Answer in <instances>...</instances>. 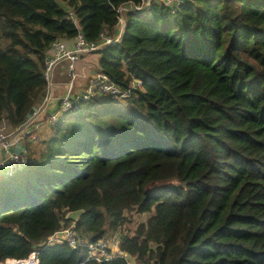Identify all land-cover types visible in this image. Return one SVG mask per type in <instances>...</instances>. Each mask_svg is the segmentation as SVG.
Wrapping results in <instances>:
<instances>
[{
    "label": "trees",
    "instance_id": "16d2710c",
    "mask_svg": "<svg viewBox=\"0 0 264 264\" xmlns=\"http://www.w3.org/2000/svg\"><path fill=\"white\" fill-rule=\"evenodd\" d=\"M129 1L0 0V122L16 130L42 102L54 40L115 34ZM123 14L97 70L128 95L81 98L2 176L0 261L39 249L40 264H127L47 243L73 226L89 240L119 234L140 264H264V0H152Z\"/></svg>",
    "mask_w": 264,
    "mask_h": 264
},
{
    "label": "built area",
    "instance_id": "2783aa9c",
    "mask_svg": "<svg viewBox=\"0 0 264 264\" xmlns=\"http://www.w3.org/2000/svg\"><path fill=\"white\" fill-rule=\"evenodd\" d=\"M152 0H139L138 2L129 1L118 7V23L115 34L111 35L102 32V36L98 40H89L80 29L74 36L75 42L69 45L63 37L54 40L50 47V52L47 55L46 76L48 79L47 88L52 86V71L57 61L67 58V77L68 81L65 86V92L59 98V108L55 112H48L47 102L51 97L50 92H46L42 102L37 105V109L33 111L31 117L23 122L16 130L9 131L0 128V146L5 151V156L0 159V169L6 174L13 175L18 169L24 168L28 163L29 156L26 146L29 143L38 142L39 134L35 132L34 127L38 125L34 122L36 116L45 114L43 120H47L50 126H53L60 120L63 112L73 110L79 106L81 98H112L114 100H124L128 95V90H124L119 84L114 82L111 77L97 71L95 74L88 77L85 86L81 93L75 94V87L78 78L76 71V61L80 56L87 52L96 51L110 42L119 41L123 32V24L125 23L124 10L135 9L142 10L151 4ZM167 5H175L178 7L186 0H159ZM70 16L77 23L78 20L73 11H70ZM48 114V115H47ZM47 115V116H46ZM20 142L23 149L20 152L15 151L14 147ZM66 242L72 248L78 249L81 247L87 248V259H95L98 261L111 260L116 257L125 258L127 264H140L137 256L129 253L121 247V237L119 234L110 236H101L96 240H89L81 235L73 226H67L51 233L47 238L48 244ZM40 250L34 249L24 257H6L0 261V264H40ZM81 264V263H80Z\"/></svg>",
    "mask_w": 264,
    "mask_h": 264
},
{
    "label": "crops",
    "instance_id": "0c3cea01",
    "mask_svg": "<svg viewBox=\"0 0 264 264\" xmlns=\"http://www.w3.org/2000/svg\"><path fill=\"white\" fill-rule=\"evenodd\" d=\"M63 38L66 39V41L69 45H72L75 42L74 37H63ZM49 52H50V49L48 51V54H49ZM85 54L86 53L82 54L80 56V58ZM67 67H68V59L64 58V59L57 61V63L55 64V66L53 68L52 79H51L52 86H51V89L47 88V90H46V92L51 93V97L47 102L48 112H55L59 108V98L65 92V86H66L67 81H68ZM86 68H90V71L86 72L85 71ZM76 71H77V64H76ZM97 71L98 70L96 67L92 68V66H84L81 69V72L80 71L78 72V78H77V82H76L77 84L75 87V94L76 95L81 93V91L83 90V88L85 86V83H86L88 77L95 74ZM44 117H45V114L44 115L40 114V115L36 116L34 119V122L38 125V127H34V130H35V132H37L39 134V136H40L39 139H41V140L48 138L54 134V128L47 123V120H43ZM1 127H5V128L7 127L9 131L15 130L14 128L10 127L9 124L5 120L0 122V128ZM33 144H36V143H31L30 145L32 146ZM28 145L26 146L27 150H28ZM28 153H29V151H28ZM4 156H5V151L2 149V151L0 150V159L3 158ZM18 170H20V169H18ZM3 175L4 176L7 175L8 177L12 176V175L9 176L8 174H6L4 172V170H1L0 180L2 179Z\"/></svg>",
    "mask_w": 264,
    "mask_h": 264
},
{
    "label": "rangeland",
    "instance_id": "374dc122",
    "mask_svg": "<svg viewBox=\"0 0 264 264\" xmlns=\"http://www.w3.org/2000/svg\"><path fill=\"white\" fill-rule=\"evenodd\" d=\"M62 2V1H61ZM63 3V2H62ZM100 56V51L96 50V51H92V52H88L85 55H83L80 59L77 60L76 64H77V72H81V69L84 66H92V68H97L98 65V58ZM85 71L89 72L90 68H86ZM107 98V97H104ZM62 116V115H61ZM4 128L5 130H8V128L6 129L5 127H1ZM55 131V130H54ZM39 144V142L37 143ZM36 144V145H37ZM0 150L2 151V148L0 146ZM0 174H1V169H0ZM15 174V173H14ZM13 174V175H14ZM5 177H8L7 175H5ZM152 214V211L149 212H144L139 218L138 220H146L150 215Z\"/></svg>",
    "mask_w": 264,
    "mask_h": 264
},
{
    "label": "water",
    "instance_id": "95a60500",
    "mask_svg": "<svg viewBox=\"0 0 264 264\" xmlns=\"http://www.w3.org/2000/svg\"><path fill=\"white\" fill-rule=\"evenodd\" d=\"M37 109V105H34L32 110L28 113V117H31L32 114H33V111ZM24 146H22V144L20 142H18L16 144V146L14 147L15 151L17 152H20L21 149H23ZM84 211V209L80 208V209H76V210H71L68 212L67 216L72 218V219H77L81 214L82 212Z\"/></svg>",
    "mask_w": 264,
    "mask_h": 264
}]
</instances>
